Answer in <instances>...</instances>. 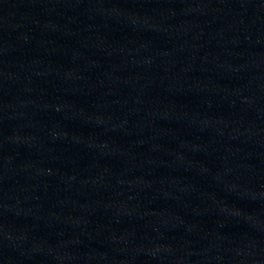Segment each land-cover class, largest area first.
Listing matches in <instances>:
<instances>
[{"label":"water","instance_id":"water-1","mask_svg":"<svg viewBox=\"0 0 264 264\" xmlns=\"http://www.w3.org/2000/svg\"><path fill=\"white\" fill-rule=\"evenodd\" d=\"M264 46V0H0V264H93Z\"/></svg>","mask_w":264,"mask_h":264}]
</instances>
